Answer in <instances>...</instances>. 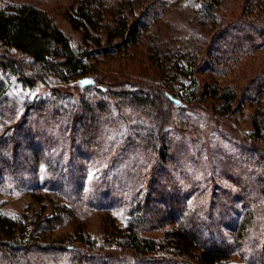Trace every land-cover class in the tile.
<instances>
[{
	"label": "rangeland",
	"instance_id": "obj_1",
	"mask_svg": "<svg viewBox=\"0 0 264 264\" xmlns=\"http://www.w3.org/2000/svg\"><path fill=\"white\" fill-rule=\"evenodd\" d=\"M77 1L0 0V10L23 4L44 10L70 38L74 49L96 54L95 42L85 43L82 34L67 20V12ZM131 1L136 16L151 2ZM160 4L156 5L157 16L141 35L138 46L108 57L97 54L89 62L96 70L92 74L96 86L84 90L67 86L56 75L33 65L28 55L0 42V56L15 60L21 69L18 72L0 68L4 88L0 99V140L4 141L0 149V161L4 163L0 170V213L19 220L21 226L30 225L38 245H46L45 251L32 250L33 254L20 256L15 264H133L134 261L129 263L126 259L97 260L88 251L77 258L58 245L64 242L79 247L73 242L82 236L109 249L116 242L114 232L127 226L131 213L142 200L151 217L143 235L157 239L172 226L165 220L163 230L152 231L162 225L156 203L164 197L169 201L164 209H172L176 218L183 214L185 225L191 227L190 223H197L200 217H207L208 221L216 218L213 223L222 225L224 236L236 245H239L236 233L244 215L249 211L256 214L261 206L264 210V180L260 177L264 164L259 162L261 154H258L263 152L264 145L257 144L254 152L243 150L248 137L254 134L253 118L260 116L257 114L264 108V95L258 91L253 99L243 96L255 85L257 88L259 77L264 74V45L256 39L253 50L237 58L236 63L221 61L217 65L222 69L230 67L225 77L218 78L219 83L231 82L239 90L238 103L226 114L211 110L215 97L181 109L169 105L160 91L165 89L161 86L164 81L161 69H169L177 62L189 67V58L198 54L197 70L206 67L202 61L207 59L213 70L218 61L210 54L216 55L215 47L225 49L233 34L237 38L252 35L248 23L253 17L247 0L224 1L219 11V27L229 28V35L224 36V41L219 38L217 43L203 39L210 20L203 18L199 1L161 0ZM104 46L105 42L101 48ZM210 75L203 73L198 77L213 81ZM189 77H182L183 87L176 86L173 92L183 93L192 84ZM127 90L150 93L153 101L159 103L158 110L165 120L162 126L157 123L154 131L162 137L161 129H170L167 138L174 139V160L154 158L147 145L148 133L142 129L150 112L131 106L130 100L122 101L118 95ZM82 103L93 108L95 115L79 110ZM73 108L85 116L76 127L72 125L66 131L63 116ZM31 117L38 123L34 125L39 127L36 132L40 134L30 137L28 127L17 132L18 125ZM182 118L191 128L175 132L173 126L178 127ZM95 119L105 123L102 137L104 132L107 140L101 143L105 147L102 150H96V144L88 136L80 139ZM250 161L255 167L248 165ZM145 170L151 176V170L158 173L154 181L140 177ZM160 187L166 189L162 192ZM237 249L233 261L242 263L244 249ZM244 252L250 257V250ZM11 256L8 249L0 248V264L12 263Z\"/></svg>",
	"mask_w": 264,
	"mask_h": 264
},
{
	"label": "trees",
	"instance_id": "obj_2",
	"mask_svg": "<svg viewBox=\"0 0 264 264\" xmlns=\"http://www.w3.org/2000/svg\"><path fill=\"white\" fill-rule=\"evenodd\" d=\"M197 1L201 3L203 18L210 20L209 28L205 24V33L207 35L203 34V39L206 42L212 39V42L217 43L219 38H223L224 41V36L229 35V28L219 27L221 18L219 11L223 7L225 0ZM160 3L161 0H151L146 8L141 9L139 17V15L136 16L137 14L133 8L134 3L131 0L77 1L67 12V20L74 30L82 34L85 43L95 42L98 47L96 54L74 49L70 38L62 31L53 17L46 11L28 4L0 10V42L6 48H13L28 55L33 60V65H38L40 69L56 75L61 81L66 82L67 86H75L77 89L84 90L88 87L96 86V78L92 75L96 70H93L89 62L97 54L108 57L114 53L118 54L122 51H128L132 46H138L141 35L150 26L152 19L154 20L155 15L158 13L155 8L156 5H162ZM247 8L253 17V20L248 25L252 29L251 33L254 37L249 34L246 38L238 37L240 38L238 40L237 37H232L237 36V34H233L229 36L230 41L227 42L228 46L225 49L215 47L216 55L210 54V56H213L218 61L216 62L217 68L210 70L212 68L211 62L208 63L207 59L202 61L206 66L202 69L203 71L197 70L199 55L193 54L189 58V67L182 66L177 62L170 66L169 69L163 68L159 71L164 80L161 86L165 88L160 90L161 95L169 105L182 109L195 103L204 104L205 100L215 97V106L210 105L212 106L211 110L214 112H219L223 115L234 109V106L239 101V90L231 82L224 85L219 83L218 78L225 77L230 67L224 66L225 68L222 69L217 65L221 61L226 64L232 61L236 63L237 58L253 50L255 44L257 45V43H253L254 41L257 42L256 39L264 45V0H247ZM232 31L234 30L232 29ZM236 38L237 41L234 40ZM244 41L246 44L243 43ZM103 42L106 43V46L101 48ZM247 44L249 46L246 48L245 45ZM19 67L20 65L15 60L7 56H0V68L19 72L21 71ZM189 69L190 71H188ZM203 73H211L210 76L214 80H200L198 75ZM185 76H190L192 84L189 87L185 86L186 89L183 93H174L173 90L176 89V86L181 85L183 87L184 80L182 77ZM38 77L41 76L38 75ZM259 78L260 82L257 83V88L255 85L256 90L253 88L245 91L244 97L253 99L256 91H258V94L264 95L262 91L264 89V74ZM46 82L48 83L49 81ZM126 87L131 89L129 84H126ZM182 87H179L180 90H182ZM3 90V85L0 82V99L3 95ZM152 96V94L143 91L129 90L118 95L122 101L124 99L126 102L130 100L131 106L136 105L150 112L148 121H145L142 129L148 133L147 145L154 158L159 161L167 157L168 160H174L176 158V154L172 151L174 139L171 137L168 140L167 138L170 129L168 127L165 128L166 131L161 129L162 137L154 131L155 125L159 123L162 126L165 119L163 120L158 110L159 103L153 101ZM88 106V104L82 103L78 109L86 110L87 114L95 115V110ZM79 113L76 108H73L72 111L63 116L65 118V123H63L66 131L71 130L72 125L76 127V124L80 123L81 119L84 118L85 115L81 116ZM257 115L260 116L253 118L254 134L248 137L247 146L244 145L243 148L244 151L252 149L254 152L257 150V144L259 146L264 145V108ZM31 118L27 122L20 123L17 132L28 127L27 134L30 137L33 134L38 136L40 133L36 131L39 127L34 125L38 123L35 122L34 117ZM86 120L89 123V119ZM104 124L101 119H95V122L87 126L88 130L83 133L80 139L83 141L88 136L96 144V150L105 149L103 145L101 146V143L107 140L104 132L102 137V125ZM189 128L191 127L188 122L184 121V118L178 123V127L173 126L175 132L182 129L188 130ZM14 132L16 133V129ZM3 143L4 141L0 140V149L3 148ZM261 149L263 152H258L259 155L261 154L259 156L261 161L259 162L264 164V146ZM3 165L4 163L0 161V170L3 169L1 168L4 167ZM248 165L255 167V165L251 164V161ZM158 168L160 169V164ZM159 169H157V172H160ZM261 170L260 177L264 180V169L262 168ZM151 171L152 176L148 170L139 175L144 180L152 178L154 181L157 172ZM154 175L155 177H153ZM160 188L162 192L166 189L165 187ZM163 196L161 193V197ZM168 199H171V196ZM172 201L177 202L176 200ZM167 202L169 201H166L165 197L157 201L156 209L158 216L161 217L158 220L161 221L162 225L152 231L163 230L165 228V225H163L165 220L172 226L170 229L165 230L158 239L143 235V232L147 230L146 227L150 223L151 217L148 216V205H144L145 203L142 200L138 202L137 209L131 213L127 226L114 232L116 242L115 245H110V247L113 246L115 249L113 247H109V249H105L104 246L99 247L97 241L83 239L82 236H79V239L73 242L80 244L79 247L62 242L58 245L59 249L72 252L77 258L83 257L88 251L91 254L94 253L93 257L97 260L120 261L126 259L130 260L129 263L134 261L133 264H264V210L261 208L262 206L260 209L258 208L256 214L249 211L244 215L236 233V239L239 242V245H236L230 244L224 236L221 230L222 225L218 222L213 223L216 218L208 221L207 217V219L200 217L197 223L193 221L190 223L191 227H195L193 229L183 223V214L180 213L178 218H176L171 212L172 209L170 210L169 207L164 209ZM49 222L51 223L52 221ZM198 227L199 230H196ZM31 228L30 225L21 226L19 220L0 213V248L8 249L11 252L13 259L10 258L12 261L10 264L18 262L20 256L26 258V256L33 254L32 250L42 249V252L45 251L44 247L46 245H38V241L33 234L34 229ZM54 247H56V244ZM237 248H242L244 251L250 250V257L243 251L241 252L242 263H235L233 257L238 251ZM59 249L55 250L59 251Z\"/></svg>",
	"mask_w": 264,
	"mask_h": 264
}]
</instances>
